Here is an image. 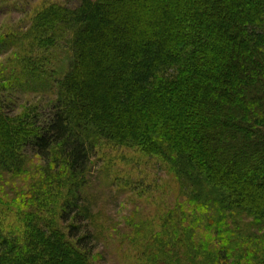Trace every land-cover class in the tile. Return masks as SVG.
I'll return each mask as SVG.
<instances>
[{"label":"trees","instance_id":"trees-1","mask_svg":"<svg viewBox=\"0 0 264 264\" xmlns=\"http://www.w3.org/2000/svg\"><path fill=\"white\" fill-rule=\"evenodd\" d=\"M32 28L31 52L60 36L70 58L49 112L10 115L0 96V264H96L81 200L104 143L179 185L148 264H264V0H82ZM41 77L52 89L25 61L17 81Z\"/></svg>","mask_w":264,"mask_h":264},{"label":"rangeland","instance_id":"rangeland-1","mask_svg":"<svg viewBox=\"0 0 264 264\" xmlns=\"http://www.w3.org/2000/svg\"><path fill=\"white\" fill-rule=\"evenodd\" d=\"M81 2L0 0V83L2 87H8L0 96L4 97L7 114L16 115L23 108L36 107L50 111L51 102L56 101V82L64 74L62 65L69 62V47L66 40L58 36L53 47L46 50L36 48L31 52L30 41L26 37L30 31L34 33V20L43 9L52 5L76 9ZM25 61L38 63L43 76L47 75L55 83L52 89L42 77L39 81L31 79L19 84L17 79ZM16 81L17 85L14 84ZM91 160L81 204L91 210L94 218L92 222L89 219L82 222V227L95 236L92 261L96 264H148L146 253L149 251L144 246L143 236L146 233L149 236L150 232L158 234L163 229L164 218L175 221L171 213L178 208L177 202H182L179 185L157 158L148 157L136 148L104 143L95 150ZM41 171L44 178L36 173L34 179L43 191L42 188L48 184L42 187V183H46V172L45 169ZM28 184L33 183L28 181L24 185L19 181L16 186L22 189ZM31 187L35 189L37 186L33 184ZM0 210H3L2 206ZM156 248L159 249L157 244ZM228 261L230 264L233 259Z\"/></svg>","mask_w":264,"mask_h":264}]
</instances>
